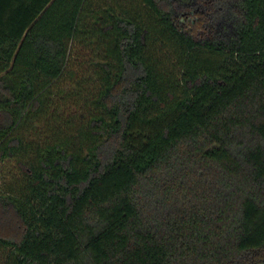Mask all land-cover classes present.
<instances>
[{
	"label": "trees",
	"instance_id": "trees-1",
	"mask_svg": "<svg viewBox=\"0 0 264 264\" xmlns=\"http://www.w3.org/2000/svg\"><path fill=\"white\" fill-rule=\"evenodd\" d=\"M137 1L0 0L3 264H264V0Z\"/></svg>",
	"mask_w": 264,
	"mask_h": 264
},
{
	"label": "rangeland",
	"instance_id": "rangeland-1",
	"mask_svg": "<svg viewBox=\"0 0 264 264\" xmlns=\"http://www.w3.org/2000/svg\"><path fill=\"white\" fill-rule=\"evenodd\" d=\"M112 1L113 0H91V4L93 8H99V7H105L109 5L110 2ZM114 1H117L118 3L121 2L123 5L128 6L129 8H132L133 10L135 8L137 13L145 16V11H146L145 6L138 3L137 0H114ZM83 40L82 41L74 40L72 49L70 51L68 69L73 70L74 75L72 77L66 73L63 76L64 77L63 79L64 88L67 91L78 89V86L74 83L75 79H79L82 81L83 79L92 78L86 81V88L90 90H96L100 86L98 77H96L93 72V70H95L96 67L92 66L91 63H92V60H94V58L96 59L98 55L103 53L102 52L103 49L101 48L98 51L97 50L94 51V47L85 43L86 39L84 41ZM154 46L158 49L160 48L162 51V54L171 56L172 62H174L173 58L177 60L178 52L176 51L177 47L173 39L163 37L161 40H157ZM54 93L56 95L57 90ZM56 97L59 99V102L61 101L63 102L62 94H58ZM60 109L62 110L63 107ZM74 111H76V108L72 107L70 112H74ZM44 124L45 122L43 121V122L38 123V125H35V126L37 128H39L40 126L41 128L39 129H44L45 128ZM29 132L30 131H27V132L24 131L23 133L33 135V136L40 134L39 130L37 129L35 130L34 133H29ZM5 255H6V250L0 246V264H3Z\"/></svg>",
	"mask_w": 264,
	"mask_h": 264
}]
</instances>
